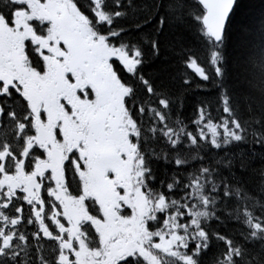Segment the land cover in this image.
<instances>
[{"label": "snow or ice", "instance_id": "snow-or-ice-1", "mask_svg": "<svg viewBox=\"0 0 264 264\" xmlns=\"http://www.w3.org/2000/svg\"><path fill=\"white\" fill-rule=\"evenodd\" d=\"M0 264H264V0H0Z\"/></svg>", "mask_w": 264, "mask_h": 264}]
</instances>
